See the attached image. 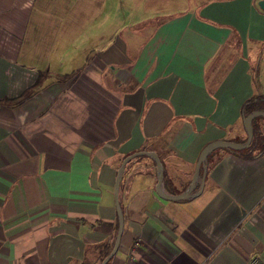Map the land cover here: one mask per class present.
I'll return each instance as SVG.
<instances>
[{
  "label": "crops",
  "instance_id": "crops-1",
  "mask_svg": "<svg viewBox=\"0 0 264 264\" xmlns=\"http://www.w3.org/2000/svg\"><path fill=\"white\" fill-rule=\"evenodd\" d=\"M64 1L0 0V264H99L122 159L154 152L179 194L206 144L245 140L243 104L264 95L257 0H197L136 49L97 21L95 50L85 2L66 0L64 20ZM157 169L124 164L105 264H264V151L212 149L175 201L157 196Z\"/></svg>",
  "mask_w": 264,
  "mask_h": 264
},
{
  "label": "rangeland",
  "instance_id": "rangeland-1",
  "mask_svg": "<svg viewBox=\"0 0 264 264\" xmlns=\"http://www.w3.org/2000/svg\"><path fill=\"white\" fill-rule=\"evenodd\" d=\"M81 1L86 4V33L87 36H91V39L88 40V47L95 50L93 43L98 41L97 34L100 31V29L96 30L97 21H102V30L105 33L109 32L112 34L113 30L116 29L115 26H117V30L113 34L116 35L115 38H122L127 42L130 49H136L146 39L149 29L155 26L160 19L172 13L192 10L197 0H121V5H130V7H116L118 0ZM139 1L140 6H138ZM201 1L198 0V2ZM68 9L65 0L62 3V7L60 6V13L64 20L65 16L63 14H66ZM109 21L112 23L108 25ZM102 41H105V39ZM112 41L113 39L107 40L109 44ZM92 49H88V53ZM91 53H94V51ZM262 68L264 69V62L262 63Z\"/></svg>",
  "mask_w": 264,
  "mask_h": 264
},
{
  "label": "water",
  "instance_id": "water-1",
  "mask_svg": "<svg viewBox=\"0 0 264 264\" xmlns=\"http://www.w3.org/2000/svg\"><path fill=\"white\" fill-rule=\"evenodd\" d=\"M256 4L260 10H264V0H257ZM258 116L264 117V111L253 110L243 117L242 124H243V127L245 128V132H246V138H245V141L243 143H235V142L224 141V140H216V141H212V142H209L208 144H206L198 155V158L195 162L194 170H193V173L191 175L188 186L186 187V189L184 191L180 192L179 194L169 195V194H166L165 192H163V190L161 189L160 185H161V180H162V175H163V167H162V164H161L159 158L157 157V155L154 152H152V151H136V152H133V153L125 156L122 159L119 167L117 168L115 178H114L113 200H114V207H115L116 214H117V231H116V235H115V239H114V243H113V247H112L111 251L101 260V262L99 264H105L109 260V258L114 254V252L116 251L117 245H118L120 234L122 232V225H123L122 221L123 220H122V214H121L119 202H118L119 175H120V172L122 171L124 164L131 157H133L135 155H142V154L150 156L158 168L157 169V175H156V183H155V192H156L157 196L160 197L161 199L167 200V201L180 200V199L188 197L191 194V192L194 190L195 179L197 176L198 168H199L200 164L203 162V160L205 159L206 155L212 149L218 148V147H226L230 150H241V149L247 148L249 146L251 139H252L251 120L255 117H258ZM201 188H202V183H201L199 189H201Z\"/></svg>",
  "mask_w": 264,
  "mask_h": 264
},
{
  "label": "trees",
  "instance_id": "trees-1",
  "mask_svg": "<svg viewBox=\"0 0 264 264\" xmlns=\"http://www.w3.org/2000/svg\"><path fill=\"white\" fill-rule=\"evenodd\" d=\"M40 78V77H39ZM253 110H262L264 111V95H255L248 100H246L243 104V113L247 115ZM263 117L253 118L251 121L252 125V139L247 148L243 150H232L233 152L239 153L242 155L244 159H253L259 153L264 151V135L262 132L256 127V120Z\"/></svg>",
  "mask_w": 264,
  "mask_h": 264
},
{
  "label": "built area",
  "instance_id": "built-area-1",
  "mask_svg": "<svg viewBox=\"0 0 264 264\" xmlns=\"http://www.w3.org/2000/svg\"><path fill=\"white\" fill-rule=\"evenodd\" d=\"M136 244V242H134V245ZM246 264H262V262L260 261V259L256 256H252L248 259V261L246 262Z\"/></svg>",
  "mask_w": 264,
  "mask_h": 264
}]
</instances>
